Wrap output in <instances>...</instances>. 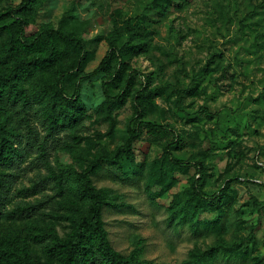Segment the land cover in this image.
Instances as JSON below:
<instances>
[{"label": "rangeland", "instance_id": "374dc122", "mask_svg": "<svg viewBox=\"0 0 264 264\" xmlns=\"http://www.w3.org/2000/svg\"><path fill=\"white\" fill-rule=\"evenodd\" d=\"M22 1L0 0V27L22 18L29 32L63 26L87 40L85 65L66 81L69 95L80 90L85 113L63 121L34 95L40 75L24 81L32 102L7 113L20 159L0 166L8 189L0 197V237L26 239L36 257L70 236L89 203L77 177L98 154L113 156L129 126L145 120L173 131L146 130L134 159L103 163L93 175L119 204L102 209L113 247L144 264H189L192 251L213 247L217 257L207 264H264V205L254 204L264 202V0ZM125 43L140 49L129 51L119 77L115 59L79 81ZM8 64L0 57V73ZM106 81L114 95L127 86L120 105H107ZM140 90L152 91L153 100L137 113ZM177 139L172 153L183 166L165 159L167 142ZM196 179L221 199L192 205Z\"/></svg>", "mask_w": 264, "mask_h": 264}, {"label": "trees", "instance_id": "16d2710c", "mask_svg": "<svg viewBox=\"0 0 264 264\" xmlns=\"http://www.w3.org/2000/svg\"><path fill=\"white\" fill-rule=\"evenodd\" d=\"M31 0H23L22 5H28ZM140 46L125 43L123 47L111 48L101 59L99 65L92 71L80 77V82L94 75L109 70L116 59L120 67L117 68V77L123 71V63L129 51H139ZM0 57L2 63L9 66V72L5 75L0 73V166L4 168L9 164L17 162L19 152L14 146L13 130L9 128L10 117L7 114L18 102L31 103L26 86L23 85L26 79L40 75L34 92L38 101H46L50 110L58 111L62 120L69 123H76L82 119L85 113L84 104L81 101L80 90L75 89L69 95L66 87L67 79L79 66L85 65L88 58L87 40L67 31L63 26L58 28L46 27L28 31L27 22L19 18L14 28L7 29L4 25L0 27ZM56 65L60 66L57 76L47 75ZM122 66V67H121ZM115 78L117 80L118 78ZM108 94L106 103L109 107L118 106L121 101L119 96L109 90L108 82H104ZM120 100V101H118ZM153 100L152 91H138L135 100L136 112L140 113L143 106H147ZM209 116L219 117V112H211L208 108H202ZM146 130H161L172 132L168 124H155L150 121L137 120L134 127L129 126V136L124 145L118 148L113 156L100 153L96 156L90 167L77 177L78 190L89 203L86 213L82 214L73 227V233L59 240L48 243L42 250L41 255L33 256L32 248L26 239L16 243L10 239L7 241L0 237V264H144L135 254L125 255L115 249L109 238L105 221L102 217V209L105 204L119 206L116 202H110L109 189L98 187L93 181V175L100 171L103 163L108 165H119L123 159H134V143L138 141ZM181 139L180 135H177ZM179 147L178 139L170 140L165 147V159L169 165L178 164L183 166L186 162L176 158L172 149ZM3 171H0V175ZM6 172H4L5 174ZM3 174V175H4ZM0 179V197L3 190L8 189ZM220 194H208L202 190L199 180L193 183V194L189 198L192 205L204 199H221ZM258 207L264 202L254 200ZM1 220V215H0ZM233 250V249H232ZM246 255L247 252H243ZM217 257V248L213 247L205 251H192V258L189 264H207Z\"/></svg>", "mask_w": 264, "mask_h": 264}]
</instances>
